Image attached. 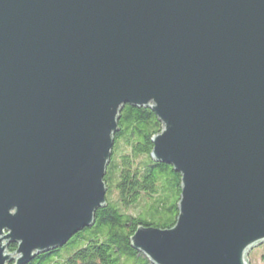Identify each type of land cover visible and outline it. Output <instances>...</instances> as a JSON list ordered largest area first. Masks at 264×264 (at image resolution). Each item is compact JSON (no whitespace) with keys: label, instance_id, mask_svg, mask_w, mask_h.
Returning <instances> with one entry per match:
<instances>
[{"label":"water","instance_id":"water-1","mask_svg":"<svg viewBox=\"0 0 264 264\" xmlns=\"http://www.w3.org/2000/svg\"><path fill=\"white\" fill-rule=\"evenodd\" d=\"M126 105L182 175L153 264H249L264 243V0H0V264L95 224ZM16 244L15 251L9 247Z\"/></svg>","mask_w":264,"mask_h":264},{"label":"trees","instance_id":"trees-1","mask_svg":"<svg viewBox=\"0 0 264 264\" xmlns=\"http://www.w3.org/2000/svg\"><path fill=\"white\" fill-rule=\"evenodd\" d=\"M118 124L104 178L107 205L97 210L95 224L65 246L38 254L29 264H153L132 247L131 237L140 225L166 229L176 224L182 175L151 156L152 139L163 124L150 108L126 105ZM78 242L70 251L68 246ZM16 248L12 244L9 250Z\"/></svg>","mask_w":264,"mask_h":264},{"label":"rangeland","instance_id":"rangeland-1","mask_svg":"<svg viewBox=\"0 0 264 264\" xmlns=\"http://www.w3.org/2000/svg\"><path fill=\"white\" fill-rule=\"evenodd\" d=\"M79 245H80L79 242L77 244H70L68 248L70 249V251L75 250ZM263 255H264V243L251 250L249 254V264H264Z\"/></svg>","mask_w":264,"mask_h":264}]
</instances>
